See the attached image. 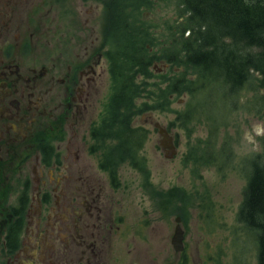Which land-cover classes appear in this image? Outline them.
<instances>
[{"label":"flooded vegetation","instance_id":"obj_1","mask_svg":"<svg viewBox=\"0 0 264 264\" xmlns=\"http://www.w3.org/2000/svg\"><path fill=\"white\" fill-rule=\"evenodd\" d=\"M33 2L0 1V264H105L124 217L84 157L107 70L98 6L60 22Z\"/></svg>","mask_w":264,"mask_h":264},{"label":"rangeland","instance_id":"obj_2","mask_svg":"<svg viewBox=\"0 0 264 264\" xmlns=\"http://www.w3.org/2000/svg\"><path fill=\"white\" fill-rule=\"evenodd\" d=\"M80 1L49 0L53 5L49 14L58 12L60 22H68ZM82 1L83 13L98 6L96 21L106 45L103 58L107 60V70L99 80L85 126L96 115L99 121L113 92L109 60L116 55V47L106 34L109 17L115 20L124 15L131 24H141L144 34L153 41H150L152 51L149 50L151 75H137L141 91L135 100L137 112L132 125L144 127L149 134L134 164L124 162L116 166L119 183L113 186L98 169L96 160L100 151L95 155L85 151L84 155L106 188L113 189V212L124 217V228L115 230L109 239L105 264H257V238L238 219L247 184L243 160L262 152V147L250 151L240 146L241 131L255 121H264V112L257 113L253 105V85L235 98L236 108L223 109L225 117L219 140L226 143V151L217 154L215 164L205 163L200 154L207 137L208 119L203 115L187 121L178 117L186 107L198 104L199 95L182 90L164 103L159 92L172 77L181 74L188 79L196 77L189 69L161 57L171 37L178 35L172 31L177 21L183 19L180 0ZM48 11L46 6L37 14L45 16ZM185 32L188 34V30ZM253 80L255 85V77ZM156 125L174 138L176 152L172 157L165 155L160 145L163 136ZM177 217L184 235L182 251L175 250L171 244Z\"/></svg>","mask_w":264,"mask_h":264},{"label":"trees","instance_id":"obj_3","mask_svg":"<svg viewBox=\"0 0 264 264\" xmlns=\"http://www.w3.org/2000/svg\"><path fill=\"white\" fill-rule=\"evenodd\" d=\"M180 4L183 19L172 31L178 35L171 37L161 57L196 77H172L159 92L164 103L182 90L199 95L198 104L186 107L178 117L187 121L203 115L208 119L200 157L215 164L217 154L226 151V143L219 140L223 109L236 108L235 98L253 85V105L257 113L264 112V0H180ZM115 18L109 17L106 32L116 47V55L109 60L113 92L107 109L91 128L94 148L100 151L98 166L113 186L119 183L116 166L134 164L149 134L142 126L134 127L132 117L141 91L137 75H151L153 42L141 24H131L124 15ZM260 139L262 152L243 160L247 184L238 219L255 234L257 264H264V138Z\"/></svg>","mask_w":264,"mask_h":264},{"label":"clouds","instance_id":"obj_4","mask_svg":"<svg viewBox=\"0 0 264 264\" xmlns=\"http://www.w3.org/2000/svg\"><path fill=\"white\" fill-rule=\"evenodd\" d=\"M241 102L243 103V100ZM260 138H264V121H255L241 131L240 146L250 151H257L261 147Z\"/></svg>","mask_w":264,"mask_h":264},{"label":"water","instance_id":"obj_5","mask_svg":"<svg viewBox=\"0 0 264 264\" xmlns=\"http://www.w3.org/2000/svg\"><path fill=\"white\" fill-rule=\"evenodd\" d=\"M159 127V125H156ZM159 132L162 134L163 138L160 140V145L163 150L166 152L167 150L169 153H165L167 157H172L175 154V145L173 143L172 137L161 127H159ZM179 218H176V226L174 229V233L171 238V244L173 245L174 249L177 251H182L184 248V235L183 230L178 224Z\"/></svg>","mask_w":264,"mask_h":264}]
</instances>
